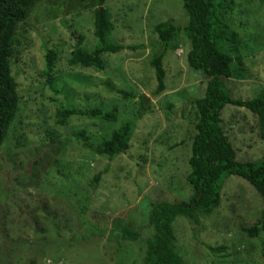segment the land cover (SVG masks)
Listing matches in <instances>:
<instances>
[{
    "label": "rangeland",
    "instance_id": "1",
    "mask_svg": "<svg viewBox=\"0 0 264 264\" xmlns=\"http://www.w3.org/2000/svg\"><path fill=\"white\" fill-rule=\"evenodd\" d=\"M97 1L37 0L15 28L19 61L12 65V75L21 108L15 129L0 147V264H143L146 241L153 235L151 205L192 195L186 181L192 102L204 96L207 79L188 66L189 42L182 33L164 55V90L157 95L150 66L160 50L155 26L188 22L182 0H104L113 25L107 39L126 47L103 55V71L69 66L78 35L84 36L82 46L88 51L96 45ZM229 24L238 33L236 52L244 63L240 68L232 64L234 75L222 79L224 88L233 98L264 97V0H239ZM221 47L231 52L229 41ZM47 49L60 52L54 74L61 91L47 84ZM107 78L133 97L110 92L103 85ZM141 95L148 97L150 108L136 122L129 149L112 160L84 147L78 133L83 130L96 146L118 123L73 116L64 126L56 124L61 104L115 106L120 120L131 119L140 109ZM221 126L236 160L264 158V120L258 115L225 105ZM105 167L92 189L89 180ZM263 209L264 201L248 182L226 177L219 205L209 215L193 222L178 216L172 222L177 253L184 264H264V231L250 237L242 230ZM126 229L138 232V239H121ZM207 246L224 249L213 252Z\"/></svg>",
    "mask_w": 264,
    "mask_h": 264
},
{
    "label": "trees",
    "instance_id": "2",
    "mask_svg": "<svg viewBox=\"0 0 264 264\" xmlns=\"http://www.w3.org/2000/svg\"><path fill=\"white\" fill-rule=\"evenodd\" d=\"M238 1L182 0L188 16L186 25L180 27L164 21L155 26L160 50L150 60L157 83L154 94L157 95L164 90V55L167 50L172 49V42L180 33L189 42V50L186 54L188 66L193 70L201 71L207 82L204 96L192 102L195 115L194 134L188 160L190 172L186 176L192 195L188 200L175 203L162 201L151 205L148 222L153 228V235L146 241L143 264H184L177 253L172 222L178 216L193 222L198 216L209 215L219 205L220 191L226 177L235 175L244 179L264 201V158L258 161L236 160V152L221 126V112L225 105L245 108L264 120L263 96L247 100L233 98L224 88L222 81L233 77V63L238 65L237 68L242 67L244 63L236 52L238 33L229 24ZM36 2L37 0H0V147L15 129L14 122L21 108L19 84L12 75V65L19 61V41L16 38L15 28L27 18ZM103 3L104 0H98L93 11L95 47L91 51L85 49L82 46L84 36L78 35L75 47L67 60L69 66L103 71L107 67L103 55L117 53L126 47L108 41L113 25ZM225 40L231 43L232 53L221 47V42ZM44 57L47 84L54 91H61L62 89L58 90L55 87L54 74L60 52L47 49ZM103 85L110 92L124 98L133 97L128 91L118 88L109 78L103 81ZM138 99L140 109L128 120H120L115 106L108 110L101 105L75 108L61 104L55 113L56 124L64 126L73 116L95 118L112 125L118 123L119 125L112 128L107 136L101 137L96 146L89 143V137L83 130L78 133L83 139L84 147L112 160L129 149L131 132L136 122L150 108L148 97L141 95ZM106 170L107 167L89 180L92 189L97 187ZM33 221L37 223V217H33ZM242 230L250 237H255L259 232L264 231V209L260 218L251 227H242ZM120 236L123 240L134 241L138 239L139 233L126 229ZM207 247L213 252L224 249V246ZM33 262L34 260L31 261Z\"/></svg>",
    "mask_w": 264,
    "mask_h": 264
}]
</instances>
